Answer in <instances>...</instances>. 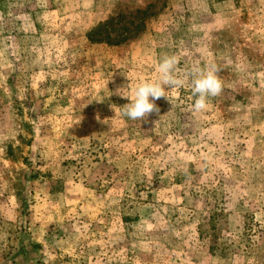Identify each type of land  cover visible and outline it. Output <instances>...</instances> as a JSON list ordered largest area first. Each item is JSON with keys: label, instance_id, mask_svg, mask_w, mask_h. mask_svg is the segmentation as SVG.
Masks as SVG:
<instances>
[{"label": "rangeland", "instance_id": "374dc122", "mask_svg": "<svg viewBox=\"0 0 264 264\" xmlns=\"http://www.w3.org/2000/svg\"><path fill=\"white\" fill-rule=\"evenodd\" d=\"M0 264H264V0H0Z\"/></svg>", "mask_w": 264, "mask_h": 264}, {"label": "clouds", "instance_id": "9594fccd", "mask_svg": "<svg viewBox=\"0 0 264 264\" xmlns=\"http://www.w3.org/2000/svg\"><path fill=\"white\" fill-rule=\"evenodd\" d=\"M178 63L179 60L176 55H164L157 67L158 79L142 80L135 86L131 96L123 94L124 86H117L112 95L130 100V103L122 107V115L132 121L139 120L147 123V118L150 114H159L160 109L155 101L167 98L166 89L181 86L184 83L176 75ZM218 72L219 69L215 65L203 68L194 65L191 68V93L195 97L192 105L194 111L201 112L205 110L208 107L209 98L217 97L222 93L223 85L218 77ZM97 119H99V116H97Z\"/></svg>", "mask_w": 264, "mask_h": 264}, {"label": "trees", "instance_id": "16d2710c", "mask_svg": "<svg viewBox=\"0 0 264 264\" xmlns=\"http://www.w3.org/2000/svg\"><path fill=\"white\" fill-rule=\"evenodd\" d=\"M105 24L101 25V27H103Z\"/></svg>", "mask_w": 264, "mask_h": 264}]
</instances>
